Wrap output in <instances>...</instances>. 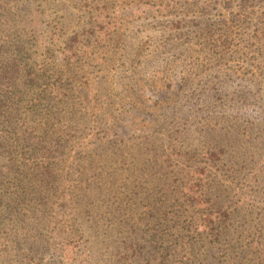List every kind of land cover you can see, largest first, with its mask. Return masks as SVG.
Masks as SVG:
<instances>
[{
	"label": "trees",
	"instance_id": "obj_1",
	"mask_svg": "<svg viewBox=\"0 0 264 264\" xmlns=\"http://www.w3.org/2000/svg\"><path fill=\"white\" fill-rule=\"evenodd\" d=\"M237 1L222 0L229 16L215 23L196 0H0V264H264V206L247 201L264 196V161L249 154L247 194L221 205L212 167L235 141L190 153L197 129L181 123L190 102L264 140L243 80L202 86L209 62L243 58L247 77L264 60V0ZM147 87L158 97L140 99L146 110L126 107ZM130 108L170 128L168 151L152 132L130 134Z\"/></svg>",
	"mask_w": 264,
	"mask_h": 264
},
{
	"label": "rangeland",
	"instance_id": "obj_2",
	"mask_svg": "<svg viewBox=\"0 0 264 264\" xmlns=\"http://www.w3.org/2000/svg\"><path fill=\"white\" fill-rule=\"evenodd\" d=\"M197 1V9L196 12L198 15H201L200 17L203 18H209L212 22L218 21V19L227 17L229 16V11L230 10H224L223 9V4L221 3L222 0H196ZM233 2V6L231 9L236 11L238 9L239 3L237 0H231ZM156 10V9H155ZM168 17H163L162 22L165 23L168 21ZM215 33L217 34L218 28L215 27ZM163 33V26L160 27L156 32H155V37H159ZM137 41L139 40H145L143 34H138L137 35ZM249 41L245 39L241 45L238 46L240 51H244L245 45ZM186 46L188 44H185ZM193 47L198 49L199 43L195 44L192 42ZM185 46V47H186ZM167 61H174L175 56L170 55L166 58ZM166 60L161 63L160 66H164L166 63ZM62 61V60H61ZM208 65L205 69V73L203 75V88L204 90L211 92L212 88L216 85H220L222 82H228V84L231 83V81H228V75L232 78L231 80L235 83L243 80V83L241 82L240 84H243L247 87V89L251 90L253 92V107H255L257 112H261V119L259 125H255V129L253 127V130L251 132H255L256 129H259L261 126L263 127L264 130V60L261 57H258L256 60V67L252 68L251 71L249 72L250 76L247 75V77H242L243 72L245 71L247 64L244 62L243 58H236L233 57L232 59L228 61H224L215 64ZM249 68H247L248 70ZM216 73H221L219 78H215L214 74ZM251 73L254 74L253 77H251ZM150 75V74H147ZM181 76H184L183 74ZM120 88L122 86L118 85ZM144 89V88H143ZM124 89H121V91ZM150 98V103L154 101L158 97V95L155 93V91L151 90L150 88H145L144 94L140 96H137L136 94H126L123 96V102L125 103L126 107H130L134 104H139L141 105V109L146 110V106L141 103L140 99L143 100V98ZM191 106V111H193V114H191V118L189 119V122H181L184 123L182 127H185L186 129H189L191 125L193 127H196V132H194L191 136H186L184 138L183 142L185 143L187 147L189 146L190 143H192V146L190 147L191 150L189 151L190 153L194 151H201V149L208 147V144L211 143H220V141H226L225 136L229 135L233 137V140L235 141L234 144L228 145L229 150L225 152L221 156V160L219 163L217 162L215 166L212 167V172L211 174L216 175L214 178L216 181H218L223 188L227 189V192H221L222 194L219 195L220 201L218 202L221 205H226V200L223 199V196L226 193H232L234 196V200L237 199H243L244 194H247L243 189H241L237 183L239 182L240 179L243 177H246L250 174L251 171V166L252 163H250V153H256V161L263 163L264 161V140H262L260 143H258L256 146L252 145L251 140L247 141L245 137L242 135V133H239L238 131L236 132L235 135H231L230 132L233 130V126L230 124H226L225 122L222 123L221 120H219L218 116L215 114H212L209 112V116L211 118L207 117H202L200 115H196L194 113L196 106H192V103L189 102L187 104V108ZM184 107V109H187ZM131 112L128 113H123V115H129V120L132 123V128L130 134L135 135V136H140V135H148L149 133H153V137L157 141H161L160 144V151L161 153L163 151H168V143L170 142L172 136H171V130L168 126L162 125L160 127H157V124H154L152 120L149 119H141L140 116L135 114V111H133L130 108ZM163 110L158 109L154 113L157 114L158 116H161ZM169 113L172 115L171 111ZM162 118L159 117V120ZM258 123V121L254 122V124ZM205 127V130L203 129ZM257 134V131H256ZM122 135L124 133L122 132ZM251 149V152H250ZM228 160L232 161H238L240 164L234 165L236 172L233 174V171H227V169L223 168L222 164L227 162ZM218 164L220 166V171L217 169ZM224 169V170H223ZM210 173V172H209ZM197 175L195 174V178H197ZM190 177V176H189ZM190 185H192L193 182L187 181ZM248 203L254 207H262L264 206V196H253L249 194V197L247 199ZM248 206V205H247ZM106 225V224H105ZM59 257H55L54 255L52 256H47L46 261L49 263L51 262L52 264H55L58 261ZM105 259H103L104 261ZM228 261L233 262L234 260H222V263L220 264H227ZM97 264H103V263H97Z\"/></svg>",
	"mask_w": 264,
	"mask_h": 264
}]
</instances>
